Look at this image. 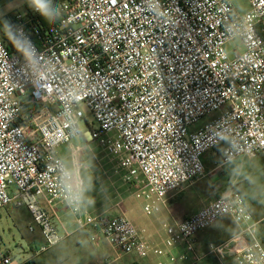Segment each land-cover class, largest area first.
Masks as SVG:
<instances>
[{
	"label": "built area",
	"instance_id": "built-area-1",
	"mask_svg": "<svg viewBox=\"0 0 264 264\" xmlns=\"http://www.w3.org/2000/svg\"><path fill=\"white\" fill-rule=\"evenodd\" d=\"M23 1L25 12L13 15L22 51L0 34V211L27 210L42 250L63 240L44 199L64 204L79 228H95L125 255L264 264L257 223L236 191L167 226L163 247L124 215L85 213L80 148L72 144L96 141L135 183L147 216L205 176L206 153H219L220 166L264 157V0H247L244 13L232 0H50L47 23ZM224 216L237 235L198 252L196 235ZM177 246L183 251L172 253ZM0 264L19 262L3 253Z\"/></svg>",
	"mask_w": 264,
	"mask_h": 264
},
{
	"label": "rangeland",
	"instance_id": "rangeland-1",
	"mask_svg": "<svg viewBox=\"0 0 264 264\" xmlns=\"http://www.w3.org/2000/svg\"><path fill=\"white\" fill-rule=\"evenodd\" d=\"M232 1L241 13L249 10L247 0ZM26 5L23 0H0V19L13 16L16 12H25ZM233 44L240 46L241 42L236 40ZM231 47L232 44L228 46L229 49ZM88 120L97 126L90 115ZM90 127L85 122L80 124L82 132H90ZM72 144L80 148L75 160L83 166L84 206L87 205L96 214L104 212L105 215L112 217L124 215L138 227L153 225L164 228L163 209L150 216L145 215L144 202L135 197L137 186L134 182L126 180V171L118 168L116 161L96 141H87L79 136L72 141ZM59 153L66 164L73 169L74 159L70 146H61ZM212 154L213 152L205 154L210 164L214 160ZM235 167L237 168V164L225 165L227 171ZM239 178L240 183L242 182L240 185L247 188L252 196L258 195L264 204V166L261 160L255 157L248 160L239 171ZM241 189L242 187L237 192L245 195L246 192H242ZM23 210L11 206L0 211V255L10 252L19 264L26 259H33L35 264H97L106 253H111V247L95 228L77 229L76 219L69 210L66 211L67 209L63 210L66 211L63 214V222L70 231L74 230V232L65 237L60 231L63 240L53 247L42 250L44 242L41 233L38 229L34 232L30 231L32 219L27 210Z\"/></svg>",
	"mask_w": 264,
	"mask_h": 264
},
{
	"label": "crops",
	"instance_id": "crops-1",
	"mask_svg": "<svg viewBox=\"0 0 264 264\" xmlns=\"http://www.w3.org/2000/svg\"><path fill=\"white\" fill-rule=\"evenodd\" d=\"M203 157V162L206 168V174L203 178L193 182L192 184L186 186L184 189L178 192L170 193L166 196L161 209L164 211V228L149 225L148 227H138L144 230L145 238L154 245L164 246V240L166 238V227L175 225L196 213L215 199L222 195H225L231 191H238L242 187V192H246L243 197L249 211L252 214L253 221L257 223V233L264 246V204L258 195L252 196L251 192L247 188H243L240 185L239 171L250 159H239L230 164H237V168L227 171L225 165H221V156L219 153L212 154V162L208 161V158ZM255 158L261 160L264 166V157L257 155ZM227 165V164H226ZM83 192V191H82ZM257 198V199H256ZM42 205L50 211V213L55 217L56 224L59 231L68 237L73 231L67 227V224L63 222V214L68 211V208L61 203H56L54 205H48L44 199L41 200ZM83 204V197H82ZM65 206V207H64ZM87 206V205H86ZM83 204V211L91 216L95 215H105L104 212L96 214L94 211L90 210V207H86ZM11 206L7 207L10 208ZM6 208V209H7ZM67 209L65 212L63 210ZM23 210V209H20ZM24 211V210H23ZM108 216V215H106ZM119 216V215H117ZM112 217V216H109ZM114 217V216H113ZM75 224L77 225L76 221ZM88 228V227H87ZM77 229H81L77 225ZM239 226L232 219L231 216H224L219 219L215 224L209 228L200 231L196 235V250L198 252H203L207 250V246L210 243L222 244L238 233ZM63 237V236H62ZM110 246V245H109ZM111 247V246H110ZM111 253H106L103 259L97 261V264H158L163 262V264H177L172 263L166 257H158L154 254L147 258H139L134 254L125 255L113 249ZM183 251L182 246H177L171 250L174 254H179ZM13 256L12 253L9 252ZM14 257V256H13ZM29 260H24V262ZM23 262V263H24ZM196 264H220L219 261L214 256H207ZM224 264H236L231 257H227Z\"/></svg>",
	"mask_w": 264,
	"mask_h": 264
},
{
	"label": "trees",
	"instance_id": "trees-1",
	"mask_svg": "<svg viewBox=\"0 0 264 264\" xmlns=\"http://www.w3.org/2000/svg\"><path fill=\"white\" fill-rule=\"evenodd\" d=\"M43 21L46 23L48 22V20L45 19H43ZM0 34L11 51L18 53L22 51L21 41L17 38L14 32L13 16H6L0 19ZM22 264H35V262L33 259H30Z\"/></svg>",
	"mask_w": 264,
	"mask_h": 264
},
{
	"label": "clouds",
	"instance_id": "clouds-1",
	"mask_svg": "<svg viewBox=\"0 0 264 264\" xmlns=\"http://www.w3.org/2000/svg\"><path fill=\"white\" fill-rule=\"evenodd\" d=\"M35 11L45 20H50L54 15L50 0H32Z\"/></svg>",
	"mask_w": 264,
	"mask_h": 264
}]
</instances>
